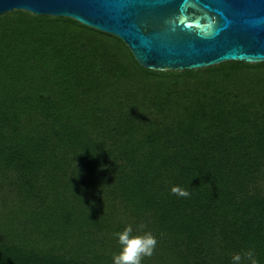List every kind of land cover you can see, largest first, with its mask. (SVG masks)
I'll use <instances>...</instances> for the list:
<instances>
[{"label":"trees","instance_id":"trees-1","mask_svg":"<svg viewBox=\"0 0 264 264\" xmlns=\"http://www.w3.org/2000/svg\"><path fill=\"white\" fill-rule=\"evenodd\" d=\"M129 225L157 238L142 264H264V61L156 71L73 18L0 14V264H113Z\"/></svg>","mask_w":264,"mask_h":264},{"label":"water","instance_id":"water-1","mask_svg":"<svg viewBox=\"0 0 264 264\" xmlns=\"http://www.w3.org/2000/svg\"><path fill=\"white\" fill-rule=\"evenodd\" d=\"M13 10L114 34L151 70L264 61V0H0V14Z\"/></svg>","mask_w":264,"mask_h":264},{"label":"clouds","instance_id":"clouds-1","mask_svg":"<svg viewBox=\"0 0 264 264\" xmlns=\"http://www.w3.org/2000/svg\"><path fill=\"white\" fill-rule=\"evenodd\" d=\"M171 192L179 197L187 198L190 192L180 186H173ZM118 241L121 249L113 256V264H142L144 257H151L157 246V238L151 232L133 234L131 225L118 233ZM233 264H243L244 260H249L251 264H256L252 251L246 252L243 256L235 254Z\"/></svg>","mask_w":264,"mask_h":264}]
</instances>
